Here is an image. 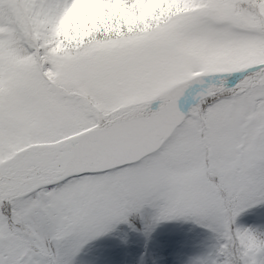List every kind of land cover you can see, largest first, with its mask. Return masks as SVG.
Listing matches in <instances>:
<instances>
[{"label": "snow or ice", "instance_id": "6c2138e0", "mask_svg": "<svg viewBox=\"0 0 264 264\" xmlns=\"http://www.w3.org/2000/svg\"><path fill=\"white\" fill-rule=\"evenodd\" d=\"M0 264H264V0H0Z\"/></svg>", "mask_w": 264, "mask_h": 264}]
</instances>
